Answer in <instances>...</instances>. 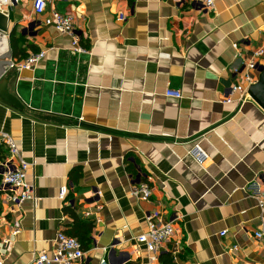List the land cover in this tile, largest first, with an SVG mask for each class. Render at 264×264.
I'll return each mask as SVG.
<instances>
[{"label": "crops", "instance_id": "obj_1", "mask_svg": "<svg viewBox=\"0 0 264 264\" xmlns=\"http://www.w3.org/2000/svg\"><path fill=\"white\" fill-rule=\"evenodd\" d=\"M2 9L12 65L0 80L20 108L0 101V144L2 134L15 142L34 186L18 216L0 195L3 264L50 252L72 222L65 207L93 223L76 264H161L168 255L173 264H264L254 198L264 184V110L249 96L239 110L222 101L240 80L232 67L264 48V0L212 9L202 0H55L40 14L18 0ZM52 9L73 17L86 52L54 27ZM11 36L28 55L44 52L31 69L16 68L24 58L12 56ZM263 68L264 54L255 79ZM168 87L181 98L165 96ZM18 157L8 154L0 173ZM143 182L151 195L132 196ZM156 218L173 219L174 232L151 254L134 238Z\"/></svg>", "mask_w": 264, "mask_h": 264}, {"label": "built area", "instance_id": "obj_2", "mask_svg": "<svg viewBox=\"0 0 264 264\" xmlns=\"http://www.w3.org/2000/svg\"><path fill=\"white\" fill-rule=\"evenodd\" d=\"M18 0H0V7L9 6ZM55 0H32V8L35 14L44 12L49 3ZM217 0H202L205 8L212 9ZM125 16L119 14V19L123 20ZM51 21L54 27L61 33L68 34L71 37L72 49L77 52H86L87 50L78 42L73 25V17L70 14L61 13L55 9L51 11ZM234 47L236 45L234 44ZM44 52L32 53L16 64L18 70L31 69L34 64L43 56ZM264 54V48L260 47L254 50L251 56L239 66H233L232 71L239 75L240 80L231 84L228 88L227 96L222 100L224 103H233L239 110L248 97L247 89L249 86L257 82L252 75V72L258 67V58ZM12 65V64H11ZM164 95L168 97L181 98V92L172 88H166ZM1 139L5 142L8 148L9 157H18V149L15 142L6 134L1 135ZM194 153L197 156H206V153L195 145ZM7 165L6 163H4ZM29 163L18 157V164L13 168L7 167L6 171L2 173L0 182L1 195L8 205V213L14 216L20 215L21 206L24 201L34 198V186L27 183L25 180L26 170ZM66 193V188L60 189V196L63 197ZM130 194L135 197L148 198L151 195V188L147 183H140L131 188ZM254 198L256 199L257 206L260 210L261 218L264 219V184L259 187L255 185ZM96 209H101V205L96 206ZM87 216L90 212L86 213ZM147 219H150L148 216ZM174 220H162L156 218L154 221L148 223L147 230L138 234L134 241L137 246H143L147 252L156 254L163 247L165 242L171 237L174 232ZM20 222L14 219L11 224L10 234L15 235L19 233ZM224 234V233H222ZM255 237L264 240V232L262 230L255 232ZM9 238L4 237L0 240V244L4 246L9 243ZM85 255L80 242L77 238L66 234L60 230L55 236V246L50 252L40 251L33 255L30 264H76L81 262ZM4 256L0 252V264H3ZM102 263H104L102 261Z\"/></svg>", "mask_w": 264, "mask_h": 264}, {"label": "water", "instance_id": "obj_3", "mask_svg": "<svg viewBox=\"0 0 264 264\" xmlns=\"http://www.w3.org/2000/svg\"><path fill=\"white\" fill-rule=\"evenodd\" d=\"M7 14L6 10L0 7V76L4 73L6 66H10L12 62L9 60L10 52L4 33L7 31ZM6 80H0V101L11 104L20 108L17 100L9 93L5 92ZM248 96L251 97L264 110V68L260 71L259 78L256 83L247 89ZM2 172V170H0Z\"/></svg>", "mask_w": 264, "mask_h": 264}, {"label": "trees", "instance_id": "obj_4", "mask_svg": "<svg viewBox=\"0 0 264 264\" xmlns=\"http://www.w3.org/2000/svg\"><path fill=\"white\" fill-rule=\"evenodd\" d=\"M10 48H11V54L13 57L26 58L28 55L25 49L19 48L17 45V42L12 40V36H11ZM31 51L37 52V49L34 47H31ZM7 156H8L7 146L0 144V162L5 161ZM1 179H2V174L0 173V182H1ZM1 193L2 192L0 190V195ZM0 210H1V206H0ZM64 210L66 214H68L72 218V222L71 224H69V227L63 231L66 234L77 238V240L81 244L82 249L85 251L89 244V240H90L89 236L93 229V223L87 222V221H84L78 218L74 210L71 209L70 207H65ZM161 264H173L171 257L169 255L163 257L161 259Z\"/></svg>", "mask_w": 264, "mask_h": 264}]
</instances>
